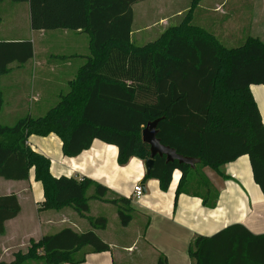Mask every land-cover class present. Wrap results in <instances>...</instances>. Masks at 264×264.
<instances>
[{"label":"trees","instance_id":"16d2710c","mask_svg":"<svg viewBox=\"0 0 264 264\" xmlns=\"http://www.w3.org/2000/svg\"><path fill=\"white\" fill-rule=\"evenodd\" d=\"M27 1L32 30L86 33L89 54L68 82V91L45 114L23 116L11 126L0 124V178L27 180L33 168L43 189L40 208L70 207L86 218L90 228L78 232L64 227L30 239L25 252L0 264L29 260L78 264L89 252L109 250L96 233L107 226V219L87 215L90 199L115 205L122 226L132 218L131 198L109 194L106 186L86 177L53 176L49 158L27 142L31 135L55 134L68 157L79 155L97 139L115 145L117 162L125 165L133 157H148L142 130L161 118L160 142L182 156L199 159L198 164L217 171L247 155L253 180L264 194V125L249 89L251 84H264L263 41L247 36L240 45L227 47L204 28L190 24V13L200 0H190L187 18L180 24L143 45L131 40L132 5L143 0ZM32 56L30 40H0V76L10 71V64H23ZM2 106L0 89V110ZM175 169L181 171L178 195L187 191L186 183L197 180L196 167L156 155L144 179L158 180L165 191ZM196 184L208 186L202 176ZM203 203L213 206L215 196L210 202L203 197ZM19 211L16 195L0 196V235L4 223ZM188 253L193 264H264V234H252L236 223L210 237L196 235ZM155 264H167L166 257L160 255Z\"/></svg>","mask_w":264,"mask_h":264},{"label":"crops","instance_id":"0c3cea01","mask_svg":"<svg viewBox=\"0 0 264 264\" xmlns=\"http://www.w3.org/2000/svg\"><path fill=\"white\" fill-rule=\"evenodd\" d=\"M176 1L143 0L133 4L131 40L136 45H143L150 41L142 43L148 38H144L145 34L141 32H150L149 27H159L160 35L166 28L180 24L183 13L190 6L185 10L178 8L172 11ZM7 2L5 7L8 10L10 8L11 14L5 17L6 14L0 13V27H5L0 28V40H23L9 35L13 32L11 27H20L18 15L25 9L23 6L18 10L17 4H27L29 14L28 1ZM258 2L200 0L192 12L191 22L209 32L214 30L213 21L221 14L222 6L223 27L222 30L219 27V30L227 47L240 45L247 36L259 37L264 42L261 37L264 30L259 27L263 25L264 19L259 17ZM197 10L202 11L198 14ZM174 17L178 19L174 20ZM50 31L52 34L48 38L44 36L48 45L41 46L40 53L35 48L36 40L29 39L33 47L32 58L23 64H10V71L0 76L3 98L0 124L7 125L4 123L12 112L21 114L17 120L26 115L38 117L45 114L57 103L59 95L68 91V82L82 65L83 53L77 50L76 44L83 45V32L66 29ZM38 32L40 35L47 34L42 30ZM42 38L37 39L38 43H43ZM249 89L264 125V84H251ZM27 142L34 151L49 158V170L53 176L86 177L106 186L109 194L131 198L132 218L126 226L120 224L115 205L97 199L88 201L87 215L107 219V226L96 230V233L110 249L89 252L85 260L78 264H155L160 255L166 257L167 264H193L188 246L196 235L210 237L236 223L244 225L252 234H264V194L253 180L247 155L222 164L217 171L196 163L197 180L192 179L185 184L186 190L191 193L185 191L176 195L180 170L172 172L169 187L163 191L159 188L158 180L144 179V160L133 157L125 165H119L115 145L95 139L88 149L77 156L68 157L63 154L62 141L55 134L31 135ZM200 176L207 180V187L196 184ZM7 181L17 188L0 192V196L16 195L20 211L16 217L4 223V233L0 235V261L10 262L16 252H25L30 239L38 240L64 227L78 232L90 228L86 218L80 217L70 207L60 210L40 208L43 189L41 183L34 179L33 168L29 170L27 180ZM136 184L142 187L139 199L133 196ZM207 191H210V195H207ZM212 196H215L213 206L203 203V197L210 202ZM22 264L37 262L29 260Z\"/></svg>","mask_w":264,"mask_h":264},{"label":"rangeland","instance_id":"374dc122","mask_svg":"<svg viewBox=\"0 0 264 264\" xmlns=\"http://www.w3.org/2000/svg\"><path fill=\"white\" fill-rule=\"evenodd\" d=\"M7 1H9V0H3L2 1V4H0V13L6 14L5 17H7L8 15L11 14L10 8L8 10L5 7L7 5V3H9ZM189 1L190 0H177L176 2L173 3V6H172L171 10L173 11V10H176L178 8L179 9H182V10H185L186 8H188V6H190L189 5ZM258 3H259L258 4V14H259V17L261 16L264 19V0H259ZM164 5H166V4H164ZM23 6H25V9H22V14L21 15H18V20H17L18 25L20 27H11V28H13V32L9 36L10 37H14V38L23 39V40H25V39H27V40H29V39L36 40L35 41V48H36V51L40 53L41 52V50H40L41 49V46H47L48 45V40L46 38H44V36H46L48 38L49 37L48 35L52 34V32L51 31H43V32H45L47 34L46 35L45 34L44 35H40L39 32H38V30H32L30 28V23H29V14L27 12V4H25L24 2H22L20 4H17L18 10L20 8H23ZM220 7H221L220 8V11H221L220 13L221 14H218V17L213 21V23H215V28H214V30H211L210 33H212L213 35H215L224 44V41H223L222 37L220 36V35H222V32L219 30V27H220L221 30H222V27H223V14H222L223 7L222 6H220ZM249 9H250V7H249ZM188 11H189V9L183 13V19H182V21L185 18H187L186 15H187ZM197 11H198L197 13L200 14L202 10L201 11L200 10H197ZM192 12L190 13V24L194 25L191 22ZM177 19L178 18L174 17V20H177ZM262 24L264 25V23H262ZM263 25L262 26H259L262 30H264V26ZM194 26H197V25H194ZM0 28H5V27H0ZM135 28H137V27H135ZM139 28L142 29L143 27H139ZM149 28L151 29V30L149 29L150 32H144V31L141 32V33L145 34V37L144 38H148V39H146L142 43H145L147 41H152V40L156 39L159 36L158 35V33H159L158 32L159 27H149ZM204 29L206 30V28H204ZM146 35H148V37ZM40 37H43L44 38L43 43H38L37 39L40 38ZM261 37L264 38V32L261 35ZM52 38H55V36H52ZM88 38H89L88 35L86 33H83V45H80L79 43L76 44V46L78 48L77 50H79V52L83 53V62L80 63L81 62L80 61L79 62L80 65L85 62V57L84 56H86V55L89 54ZM39 44H40V46H39ZM30 114L32 116L36 115V113H34V114L33 113H30ZM19 116H21V114L16 113V112L10 113L9 114V118L5 121L4 124H7L9 126L13 125L16 122L17 117H19ZM197 167H200V165H197ZM16 188H17L16 186H14L12 184H9L7 180H5L3 178H0V192L1 193L2 192H6L8 190H14Z\"/></svg>","mask_w":264,"mask_h":264},{"label":"water","instance_id":"95a60500","mask_svg":"<svg viewBox=\"0 0 264 264\" xmlns=\"http://www.w3.org/2000/svg\"><path fill=\"white\" fill-rule=\"evenodd\" d=\"M161 118H156L149 121L142 130V141L149 146V155L144 159V167L146 173H149L154 167V157L156 155L164 156L166 162L178 161L180 164L190 165L194 167L199 159L193 157H186L178 154L175 149L164 145L157 137V125Z\"/></svg>","mask_w":264,"mask_h":264},{"label":"built area","instance_id":"2783aa9c","mask_svg":"<svg viewBox=\"0 0 264 264\" xmlns=\"http://www.w3.org/2000/svg\"><path fill=\"white\" fill-rule=\"evenodd\" d=\"M141 195H142V187L140 184H136L133 187V196H135L137 199H139Z\"/></svg>","mask_w":264,"mask_h":264}]
</instances>
